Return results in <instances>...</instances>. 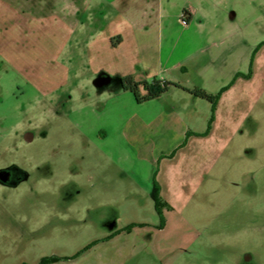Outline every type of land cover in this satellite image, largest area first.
<instances>
[{"label": "rangeland", "instance_id": "374dc122", "mask_svg": "<svg viewBox=\"0 0 264 264\" xmlns=\"http://www.w3.org/2000/svg\"><path fill=\"white\" fill-rule=\"evenodd\" d=\"M4 1L72 33L40 40L62 45L58 87L44 95L21 70L38 42L21 47L10 32L0 42V168L28 175L0 184V264H264V0ZM109 33L146 36L166 67L142 59L157 80L217 95L215 105L177 88L136 105L115 77L96 88L100 67L147 74L127 44L91 56Z\"/></svg>", "mask_w": 264, "mask_h": 264}, {"label": "crops", "instance_id": "0c3cea01", "mask_svg": "<svg viewBox=\"0 0 264 264\" xmlns=\"http://www.w3.org/2000/svg\"><path fill=\"white\" fill-rule=\"evenodd\" d=\"M183 10L187 11L188 18L186 19L184 17V14L182 15L177 14L176 18L179 21L180 25L186 27L189 24H191L194 18L193 15L191 16L188 13L187 9L183 8L182 11ZM150 14L152 15V13ZM161 18L163 21L164 17ZM184 19L186 20V22L184 21ZM4 32H10L13 36V39H15V41L18 42V44L21 43L20 46L23 47L26 45L24 42L29 43V41H33L34 45L36 42H38L36 43V46H39L40 40H47L49 42L51 41V39L56 38V35L59 38V40H62L61 43L63 44L66 39V36L72 33V28H71V23L58 19L53 15L41 16V17L29 15L26 18V16L22 14L21 11H18L17 8L13 6L11 3L4 0L3 1L0 0V42H2L7 38ZM115 34L116 33H109L105 37H100L97 38L96 40H93V42L90 43V47L92 50L91 51L92 55L91 54L90 55L93 57H97L100 56L101 50H103V52L107 50L108 51L119 50L120 46L127 44V49L125 50L126 52L125 56H127V58L134 59V61H136L135 59H138L143 69L142 70L143 73H147L145 77H143L141 80H138V82H143L150 78L157 79L158 76V74L151 73L148 67L144 65V63H142V61L145 58L146 59L151 58L152 60H154L156 66H158L159 68L157 72L166 69V67L162 69L161 66L159 65L160 57L159 56L157 57V55L158 53L161 52V50L160 49L154 50L152 48L154 46L153 43L151 44L150 40H148L146 36L137 35V34L130 36V34H127L125 36L120 35L115 37ZM29 38L30 40H27ZM113 38H117L115 40L116 44L112 43ZM154 40L155 39H153V41ZM162 40L163 39L160 36L159 42L160 41L162 42ZM159 42L157 44V47L160 46ZM61 46L62 45L58 46V48H60ZM39 47L40 48L38 51L42 57L39 56L37 60L32 59V63L28 64L26 67L21 66V70L24 71L27 76L28 75L31 76V78L33 79L32 81L33 86L39 90L40 94L44 95L46 94V92L54 91L58 87L57 84L51 80H52V76L54 77L56 71H58L59 69L61 70L63 67H62V63H59L57 61V57L59 56L61 48L60 49L56 48L55 43L52 44V47H50L49 44H44L43 46L40 45ZM32 48L33 46L30 48V50H34L35 47L33 49ZM199 50H196V52L197 51L199 52ZM148 71L149 74L151 75L148 74ZM95 72L98 73V75L105 74L110 78L112 77L120 78L126 75H130L134 78V76L132 75L133 73H131L132 72L131 69L129 70V67L123 69H117V68L110 69L109 67L105 66L104 68L100 67L96 69ZM160 80L168 82L165 79H160ZM126 95L125 97L130 100L131 99L129 98L130 96L128 95L129 96L128 97ZM159 98L160 97H158L157 99ZM157 99L151 101H156ZM151 101L138 103V105H144ZM134 103H136L137 105L136 101H134ZM90 129H91V124H90ZM178 134H179L178 137H180L181 130L178 131ZM95 135L101 138L100 139L101 141H105V139L107 138V134L103 129V127L101 126L97 127V130L95 131ZM176 142L178 144L179 140H177ZM152 172H153V168H148V173L145 175V177L148 176V181H146L145 184L146 185L148 184L149 191H151L150 189H152L153 180L155 177V173L151 175Z\"/></svg>", "mask_w": 264, "mask_h": 264}, {"label": "trees", "instance_id": "16d2710c", "mask_svg": "<svg viewBox=\"0 0 264 264\" xmlns=\"http://www.w3.org/2000/svg\"><path fill=\"white\" fill-rule=\"evenodd\" d=\"M182 14H187V11L183 10ZM184 21L186 22L185 19ZM118 82L120 85V89L124 92H129L130 94H132L137 103L155 100L161 95L170 91L171 88L181 89L194 98H199L207 101L212 106L215 105V101L217 98V95L208 94L204 90L199 88L187 89L180 86L179 84L157 80L156 78H152L150 82H138L135 81L132 76L126 75L118 78ZM158 194L159 188L153 180V186L150 196L153 201V207L156 214L159 216L160 220L163 221V211L161 208L163 204ZM57 259L58 258L54 256L44 257L39 261V264H49L51 262H55Z\"/></svg>", "mask_w": 264, "mask_h": 264}, {"label": "flooded vegetation", "instance_id": "af4514ba", "mask_svg": "<svg viewBox=\"0 0 264 264\" xmlns=\"http://www.w3.org/2000/svg\"><path fill=\"white\" fill-rule=\"evenodd\" d=\"M26 138H28V135H26ZM27 178V173L16 164H10L0 168V184L5 187H16Z\"/></svg>", "mask_w": 264, "mask_h": 264}, {"label": "water", "instance_id": "95a60500", "mask_svg": "<svg viewBox=\"0 0 264 264\" xmlns=\"http://www.w3.org/2000/svg\"><path fill=\"white\" fill-rule=\"evenodd\" d=\"M111 82V78L105 74H99L93 81L96 88H101L108 85Z\"/></svg>", "mask_w": 264, "mask_h": 264}]
</instances>
